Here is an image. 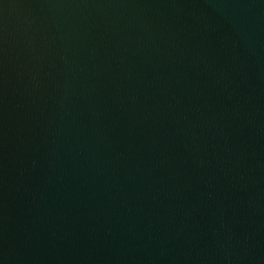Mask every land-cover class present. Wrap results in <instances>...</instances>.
I'll list each match as a JSON object with an SVG mask.
<instances>
[{
	"label": "water",
	"instance_id": "water-1",
	"mask_svg": "<svg viewBox=\"0 0 264 264\" xmlns=\"http://www.w3.org/2000/svg\"><path fill=\"white\" fill-rule=\"evenodd\" d=\"M0 264H264V0H0Z\"/></svg>",
	"mask_w": 264,
	"mask_h": 264
}]
</instances>
